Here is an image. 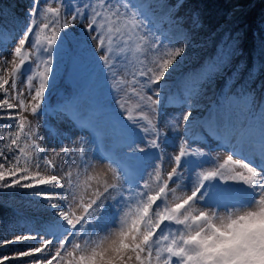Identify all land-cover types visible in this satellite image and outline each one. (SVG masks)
<instances>
[{
  "label": "snow or ice",
  "instance_id": "1",
  "mask_svg": "<svg viewBox=\"0 0 264 264\" xmlns=\"http://www.w3.org/2000/svg\"><path fill=\"white\" fill-rule=\"evenodd\" d=\"M53 2L55 7L52 6ZM49 17L52 18L50 21ZM85 18V27L96 45V58L111 74L113 86L119 92L126 93L124 85L128 84L131 94L144 102L137 105V115L128 111L125 104L119 101L118 104L126 113L127 121L145 136L141 138L143 144L131 134L126 136L116 182L108 184L105 181L103 189H96L87 201L81 196L76 203V208L80 210L77 215L72 205L66 202L67 194L49 193L41 187H67L68 194H72V173L66 172L63 177H44L38 171L30 174L33 161L19 141L23 134L26 140L31 141L32 149L43 151L39 143V129L34 130L21 112L30 109L31 115L39 116L43 111L53 72V51L60 48L61 54H64L60 46L62 30ZM147 19L143 3L134 0H86L75 7L70 0H44L43 4L41 0H33L28 22L15 38L9 53L18 58V61L12 60L11 80L0 77V92L4 93L3 99H0V113L7 112V118L14 121L18 129L5 137L10 140L6 147L9 152L16 150L19 153L12 157L16 163L7 172L3 170L4 164L0 163V188L33 189L34 195L40 197L52 212L49 227L44 233L17 235L14 240L5 241L4 244L38 241L40 246L17 253L20 258L33 257L31 264H131L133 260L135 264H264V107L258 106L259 137L249 131L241 138L249 146L248 155L233 152L212 170L197 172L203 164L195 158H202L206 154L179 143L178 154L168 157L175 166L167 173L166 179L161 178L157 164V161L163 160L162 155H156L150 165L155 179L161 184L154 194L146 191L149 183L143 175L139 180L129 175V169L138 171L136 161L145 158L149 149L161 147L162 134L153 124L148 111L156 112L161 103V81L167 82L166 76L171 75L170 70H174V65L185 53L183 47L169 49L162 44L152 29L147 28ZM46 30L50 34L42 40L41 33ZM183 39L185 37L182 35L177 36L176 43ZM232 39L229 37V40ZM114 45L116 48L134 46L136 52H151L155 56L152 66L132 73L131 81L119 79L121 69L117 64L124 66L126 71V61H113ZM67 55L71 57L73 52L69 50ZM232 55L234 49L228 48L226 42V50L222 49L214 62L195 74L192 87L210 82L225 72ZM3 59L0 55V60ZM4 62L7 63V60ZM37 77L38 83H34ZM19 78H23L30 103H26L24 89H17ZM6 85L12 90L11 99H15L16 104L9 102ZM143 89L151 94L141 95ZM242 95L247 106L248 94ZM260 103L264 105V100ZM17 108L21 111L14 114L11 110ZM191 116L190 109L183 112L172 125L173 130L179 132L184 126L186 132ZM141 121H146V124ZM222 124L223 120L218 114L214 129L217 133ZM208 127L211 129L213 125L209 123ZM180 140L184 141L185 137L181 136ZM62 151L66 157L72 158L67 148H62ZM80 155L86 167V153L81 152ZM253 155L259 156L258 165L253 163ZM22 156L23 167L20 166ZM234 156L239 158L234 159ZM0 157L5 161L9 159L3 151H0ZM212 163L215 164V161ZM47 164L55 168L51 161H47ZM34 166L39 169L41 165L35 162ZM186 175L188 179L184 182ZM6 177L12 179L6 182ZM230 182L241 187L233 188ZM170 183L176 187L169 188ZM178 188H182L186 194L170 204L169 193L175 194ZM131 205H134V210ZM9 259L3 257L0 264Z\"/></svg>",
  "mask_w": 264,
  "mask_h": 264
},
{
  "label": "rangeland",
  "instance_id": "2",
  "mask_svg": "<svg viewBox=\"0 0 264 264\" xmlns=\"http://www.w3.org/2000/svg\"><path fill=\"white\" fill-rule=\"evenodd\" d=\"M182 1L134 0V2L143 3L144 5L145 14L148 17L145 23L154 27L159 32L158 37L172 48L180 47V44L185 40L183 39L177 44V36L182 35L186 38L188 34L187 26L184 25L182 17L177 14V8ZM84 2L86 0H78L77 4ZM43 3L44 0H41V4ZM71 4L73 7L77 5L75 1ZM32 6L33 0H8V5L0 10V55L4 58L0 60V77L9 81L11 80L13 68L12 60L16 59L18 61V58L9 55V53L14 46L15 38L19 36L28 22ZM52 6H56L55 2L52 3ZM237 8H239V11L235 13ZM237 8L231 11V16L235 17L244 9L243 7ZM85 15L87 16V12ZM51 19L49 17V21ZM38 22L40 21L38 20ZM192 23L195 26L198 25L196 16L193 18ZM86 24L87 18L75 22L65 30L79 45L89 47L95 51L96 45L85 27ZM262 30H264V25H262ZM49 34L47 30L41 33V39L43 40ZM262 34L264 35V31ZM62 36L60 46L64 49V54H61L60 48L53 51V66H56L55 64L59 65V67L57 66L59 71L63 70V65L66 63V38L63 31ZM212 51L213 42H206L195 56L190 54L179 59L178 63L174 65V70H170L171 75L166 76L167 82L161 81V103L157 106L155 113L148 111L153 124L158 127L162 134L160 137L161 147L159 149H149L145 158L136 161L138 171L128 170L130 177L134 180H139L140 176L143 175L144 180L149 183V189H146V191H151L154 194L161 186L160 182L155 179V172L150 166L156 155L159 154L163 157V160L157 161V164L159 165L161 178L166 179L167 173L175 166L174 163L169 161L168 157L178 154L179 143H184L185 147H190L193 151L200 149L206 154L202 158H195L203 164L202 168L197 169V172H199L212 170L214 166L223 163L227 156L233 152H242L248 155L249 146L241 139L245 133L251 131L257 138L259 137V107L251 109V112H249L251 106L239 109L232 101L229 103L230 95L226 96V94L220 101H210L208 104L203 105L194 103L201 88L200 84L193 88L192 80L195 74L207 67L204 61L209 57H213L209 55ZM114 52H117L118 55L114 62L126 61V71L124 66L120 63L117 64V67L121 69L119 79L124 81H131V74L136 73L141 69L140 67L144 66L146 56L149 53L136 52L134 46L116 48L115 45ZM202 59L205 60L201 61ZM4 60H7V63ZM99 80L101 81L95 82L89 92L68 95L57 102L55 101L53 106H48L47 99H45L43 111L39 116L31 115L30 109L27 112H21L31 122L34 130L35 128L39 129V143L43 149L41 152L32 149L30 146L31 141L26 140L23 134L21 135L19 144L21 147H25L26 154L33 161L30 174H35L38 171L44 177L50 175L63 177L66 172L70 171L73 181L72 194H68L67 187L65 189L41 187L49 193L64 192L67 194L66 202L72 205V209L77 215L80 214V210L76 208V203L81 196L87 201L93 196L96 189H103L105 181L108 184L116 182V175L122 160V144L126 136L131 134L139 142L144 143L141 138L145 134L126 121V113L120 108L118 101L125 104V107L133 115L138 114L137 105L144 102L134 98L128 84L124 85L126 93L116 90L113 86L112 76L107 70ZM34 83H38V77L34 80ZM5 87L8 88L9 102L16 104L17 101L11 99L12 90L8 85ZM17 89H24L26 103H30V97L27 96L23 78H19ZM143 91L146 95L151 94L147 89H143ZM3 96L4 93L0 92V99H3ZM49 96V93L46 92V98H50ZM67 104L74 109V115L63 109ZM115 104L118 105L115 106ZM189 109L192 116L190 117V123L186 126V132L184 126H181L179 132L174 131L172 125L183 112ZM11 111L15 114L21 110L17 108ZM214 112L218 113L223 120L219 133L214 130L216 122V113L214 114ZM0 116L4 117L0 118V151H3L9 158L8 161H5L3 157H0V163L4 164L3 170L7 172L16 163L12 157L19 153L16 150L13 152L8 151L6 146L10 144V140L5 139V137L9 132L14 134L18 129L15 128L14 121L7 118V112L0 113ZM82 120H85V123ZM141 123L146 124V121H141ZM209 123L213 125V128L208 127ZM181 136L185 137L184 141L180 140ZM62 148L69 150L71 159L63 154ZM81 152L86 153V167L83 164ZM57 153H60V155H57ZM253 156V163L258 165L260 163L259 156ZM237 158L239 157L234 156V159ZM213 160L215 164L212 163ZM47 161H51L55 168L49 167ZM35 162L40 163L39 169L35 168ZM20 166H24L23 156L21 157ZM145 170H147V173H152V175L146 174ZM120 178L122 181V172ZM10 179L12 177H6V182ZM187 179L186 175L184 182ZM62 182L66 183V181ZM230 184L233 188L241 187L240 184L234 182H230ZM173 187H176V185L170 183L169 188ZM185 194L182 188H178L175 194L169 193L168 202L170 204L174 203L176 198ZM73 196H75V199H73ZM0 204L4 207H11L17 215L16 228L0 236V260L7 256L10 259L4 261L3 264H31L33 257L20 258L17 257V253L21 250H28L33 246H40L38 241H17L7 245L4 242L14 240L17 235L44 233L49 227L48 221L51 218L52 209L40 197L34 195L33 189L19 187L0 188ZM130 207L134 210V205ZM131 264H135V261L133 260Z\"/></svg>",
  "mask_w": 264,
  "mask_h": 264
},
{
  "label": "trees",
  "instance_id": "3",
  "mask_svg": "<svg viewBox=\"0 0 264 264\" xmlns=\"http://www.w3.org/2000/svg\"><path fill=\"white\" fill-rule=\"evenodd\" d=\"M74 1L78 3V0H70V3ZM7 5L8 0H0V10ZM237 7L244 9L235 17L231 16V11ZM177 14L188 28V34L180 44L185 49L183 57L190 54L195 56L206 42L212 41L213 51L209 55L213 57L201 60L208 66L216 60L222 49L226 50V42L228 48L234 49V55L227 61L226 71L210 82H202L194 103L203 105L210 101H220L226 94L230 95V101L239 109L264 106L260 103L264 100V0H183L177 8ZM195 16L198 19L197 26L192 23ZM146 25L158 36L159 32L154 27ZM62 31L66 38V63L62 71L58 70L59 65L53 66L50 86L46 91L50 95V98H46L48 106H53L55 101L68 95L89 92L95 82L101 81L99 79L106 71L102 67L103 62L96 58L97 52L79 45L65 29ZM229 37L233 39L229 40ZM159 40L168 46L160 38ZM69 50L73 52L71 57L67 55ZM112 56L115 61L118 58L117 52L113 51ZM146 57V63L141 69L152 66L155 59L151 52ZM243 93L248 94L247 106ZM140 94L146 95L143 90ZM133 96L139 100L138 96ZM16 216L14 209L0 204V236L16 228Z\"/></svg>",
  "mask_w": 264,
  "mask_h": 264
},
{
  "label": "bare ground",
  "instance_id": "4",
  "mask_svg": "<svg viewBox=\"0 0 264 264\" xmlns=\"http://www.w3.org/2000/svg\"><path fill=\"white\" fill-rule=\"evenodd\" d=\"M239 8H237V9H235V13H238V10ZM74 106V105H73ZM75 107V106H74ZM63 109H66L68 112H70L71 114L73 113V115L75 114L74 113V109H72L71 107H70V105L69 104H67L66 106H64L63 107ZM216 112H214V114H215ZM217 115H218V113H216V118H217ZM212 116V115H211ZM220 116V115H219ZM221 117V116H220ZM83 121V123H85V120H82ZM242 148V147H241ZM254 157V156H253ZM260 159V158H259ZM49 222V221H48ZM47 222V223H48Z\"/></svg>",
  "mask_w": 264,
  "mask_h": 264
}]
</instances>
